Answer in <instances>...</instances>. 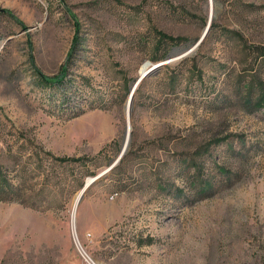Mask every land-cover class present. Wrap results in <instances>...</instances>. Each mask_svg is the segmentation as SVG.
<instances>
[{"label":"rangeland","instance_id":"374dc122","mask_svg":"<svg viewBox=\"0 0 264 264\" xmlns=\"http://www.w3.org/2000/svg\"><path fill=\"white\" fill-rule=\"evenodd\" d=\"M0 10L25 26L0 14V167L26 199L0 202V264H88L76 240L93 264H264V0Z\"/></svg>","mask_w":264,"mask_h":264},{"label":"trees","instance_id":"16d2710c","mask_svg":"<svg viewBox=\"0 0 264 264\" xmlns=\"http://www.w3.org/2000/svg\"><path fill=\"white\" fill-rule=\"evenodd\" d=\"M0 14H4V15L8 16L9 18H11L22 29L25 28L23 23L21 21H19L18 19H16L10 12L0 10ZM214 27L215 26L212 23L210 25V28H209V31H211V33H213V31H214ZM156 34H157L156 47L159 49L163 48L165 52H166L167 46H170L171 48H173V47H177L180 44L186 42V40H183L181 38H172L170 36L168 37V36L163 35L161 33H156ZM166 54L167 53H164V54L156 57L154 61L158 62V61L164 60L166 58ZM64 74H65V66L62 68L60 76H56L53 78H47V77L42 76L39 73H37V76L39 77L40 82L45 83L47 86H53L55 88V87H59L62 85ZM71 94L73 95L74 98L80 97V93L77 91V89L74 90L73 93H71ZM257 106H263L264 107V95H262V97H260V100H259V103ZM79 114L80 113L72 115L70 117V119L78 116ZM127 158H128V154L125 155L121 159L120 166L125 163ZM57 162H59V163L69 162L71 164L76 163V161H72V160H59ZM15 179H17V175H15L14 179H11V178H9V174L7 173V170L2 169L0 167V202L18 203L22 206H26V199L23 195L24 194L23 193L24 190L22 187L23 182L22 181L20 182V180H19L20 183L12 181ZM30 208H33L34 210L38 209L35 205H33V207H30Z\"/></svg>","mask_w":264,"mask_h":264},{"label":"water","instance_id":"95a60500","mask_svg":"<svg viewBox=\"0 0 264 264\" xmlns=\"http://www.w3.org/2000/svg\"><path fill=\"white\" fill-rule=\"evenodd\" d=\"M190 50H187L186 52H184V53H182L180 56H183L184 54L186 55L188 52H189ZM178 58V56H176V57H172V58H170V59H167V61L168 62H171V61H173V60H176ZM144 75H142V77H143ZM142 78H140V80H141ZM127 120H128V122H129V116L127 117ZM129 128V127H128ZM127 146H128V130H127V133H126V135H125V137H124V141H123V144H122V148H121V150H120V154H119V156H118V158L117 159H115L112 163H111V165L109 166V168L106 170V172L105 173H107L108 171H110L111 169H112V167L115 165V164H117L120 160H121V158H122V156H123V154L125 153V151H126V149H127ZM105 173H103V175L105 174ZM102 175V174H101ZM101 175H99L97 178H95L94 180H92V181H90L89 183H87L83 188H82V190H81V192H80V196L81 197H83V195H84V193L86 192V190L88 189V187L95 181V180H97L98 178H100V176ZM74 239L76 240V235H75V233H74ZM76 243H77V240H76ZM78 244V243H77Z\"/></svg>","mask_w":264,"mask_h":264},{"label":"bare ground","instance_id":"6f19581e","mask_svg":"<svg viewBox=\"0 0 264 264\" xmlns=\"http://www.w3.org/2000/svg\"><path fill=\"white\" fill-rule=\"evenodd\" d=\"M191 53H193V52H191ZM191 53H189V55ZM125 110H126V117H128V115H129L128 104H126ZM127 130L129 131L128 126H127ZM89 181H88V183H89ZM82 198L83 197H81L80 194L76 197V199L73 202V206H72V210H71V233H72L73 236H74V231H75L74 230V225H75V220H76L77 208H78V205L80 204ZM74 242H75V239H74ZM75 246H76L77 250L80 252V254H82L80 249L77 247V243L76 242H75ZM91 264H93V263L91 262Z\"/></svg>","mask_w":264,"mask_h":264},{"label":"built area","instance_id":"2783aa9c","mask_svg":"<svg viewBox=\"0 0 264 264\" xmlns=\"http://www.w3.org/2000/svg\"><path fill=\"white\" fill-rule=\"evenodd\" d=\"M81 256L88 262V264H91L92 261L90 260V258L83 251H82Z\"/></svg>","mask_w":264,"mask_h":264}]
</instances>
